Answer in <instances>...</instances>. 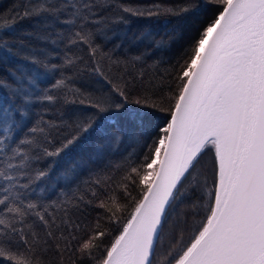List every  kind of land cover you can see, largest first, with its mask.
I'll return each mask as SVG.
<instances>
[{"label":"snow or ice","instance_id":"snow-or-ice-1","mask_svg":"<svg viewBox=\"0 0 264 264\" xmlns=\"http://www.w3.org/2000/svg\"><path fill=\"white\" fill-rule=\"evenodd\" d=\"M207 2L214 16L195 27L182 55L158 77L146 69L167 63H148L166 41L151 31L129 36L126 26L133 19H182L197 4L25 0L15 14H0L6 73L0 76V258L9 264H264V0ZM32 17L35 31L25 35L53 47L19 41L21 55L3 33H15L19 20ZM58 104L93 111L74 112L69 123L59 109L52 113ZM49 113L53 119L45 118ZM149 130L155 135L141 153L128 152L105 165L110 171L95 170L76 184L85 167L78 162L56 177L65 181L56 198L48 194L56 185L51 165L40 166L44 161L88 142L89 161H102L126 138L129 146L140 144ZM207 153L211 183L201 169ZM68 184L76 185L71 195L63 190ZM189 192L200 201L185 214V227L165 234L170 211ZM190 216L201 218L192 220L185 238Z\"/></svg>","mask_w":264,"mask_h":264},{"label":"trees","instance_id":"trees-1","mask_svg":"<svg viewBox=\"0 0 264 264\" xmlns=\"http://www.w3.org/2000/svg\"><path fill=\"white\" fill-rule=\"evenodd\" d=\"M123 3H130L133 5H150V4H163L168 6H175L179 5L184 2V0H121ZM190 3H195L198 5L197 11L194 15H189L182 19H175L173 17H160V18H141V19H133L130 23L126 26V30L129 36H139L140 34L151 31L157 40L163 39L166 41L168 47L162 51L157 53L155 56L150 57L148 63L151 64L153 59H160L163 58L164 61L167 63H161L158 67L152 69H146V74L149 76H159L161 73L165 72L166 69H169L172 64L175 63V60L178 59L184 49L187 47L189 43V38L191 34H193L195 27L199 26L201 22L209 20L211 17L214 16V8L211 4L207 2V0H188ZM25 0H0V14H7L9 11H12V14H15L16 6L23 5ZM36 17H32L30 19H22L19 20L15 24V33L12 32H4V38L9 42L14 43V51H21V55L24 53L20 48L19 41H23L25 44H31L34 47H39L42 49H51L52 45H49L45 42H41L33 37L25 35L26 32H33L35 31L34 23ZM165 19L171 20V23H165ZM63 48V45L60 46ZM59 50V49H58ZM72 51L76 54H82L76 48H73ZM61 55L63 53L61 52ZM42 58V57H41ZM87 59V57H85ZM18 62L23 64H28V61L19 60ZM52 63H61V60L58 58H52ZM70 74V73H69ZM6 73L3 69V66H0V76H5ZM87 76V73H85ZM58 78V77H56ZM89 80L95 81L98 79L97 77H88ZM43 86V85H42ZM82 86V85H78ZM91 90V89H88ZM59 109V111L65 114V118L68 119L69 123L72 122V113H81V114H88L93 111L90 108H87L84 105H61L58 104L54 108H52V113H55ZM41 109L38 107L37 112H40ZM46 119H53V115L51 113L45 115ZM155 133L152 130H149L148 134H145L141 138L140 144L131 143L129 146V142L126 138V143L120 146V150L115 152L109 156H107L102 161L91 162L89 161V156L92 154L93 144L91 142L84 143L82 146L78 145L73 148V150L67 156L65 154H61L60 157L50 158L44 161L40 166L46 167L51 165V182L56 185L55 189L49 190V195L52 198H56L58 195V190L65 185V181L60 179L59 181L56 180V177L60 176L62 173L65 172L66 169L76 165L78 162H83L85 167L79 170V179L76 181V184H79L80 180H87L90 175L94 173L95 170H105L110 171L109 169L105 168V165L109 162L115 164L121 162L124 157L128 154V152L135 151L137 154L144 151L143 144L150 143V136H154ZM212 157L211 153H207L202 157V166L201 169L206 172L208 177L209 183L212 180ZM120 175L119 172L116 173L118 177ZM75 184H68L67 186L63 187L65 192H68L70 188H74ZM188 199L184 201L182 204L174 205L173 209L170 211V219L168 226L165 228V234L168 233L169 228H177L185 227L182 224V221L185 217V214L189 211L191 205L193 203H197L200 201V194L198 192H189ZM96 213L93 212V216ZM201 217H188V226L185 230V238H187L188 232L191 230V222L192 220H198ZM170 239V237H167ZM0 264H9V262L5 258H0Z\"/></svg>","mask_w":264,"mask_h":264}]
</instances>
